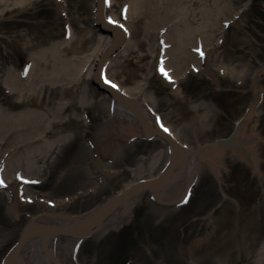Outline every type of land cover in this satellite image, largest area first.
Wrapping results in <instances>:
<instances>
[{
  "label": "rangeland",
  "instance_id": "374dc122",
  "mask_svg": "<svg viewBox=\"0 0 264 264\" xmlns=\"http://www.w3.org/2000/svg\"><path fill=\"white\" fill-rule=\"evenodd\" d=\"M224 1L229 4L228 11L220 19L212 20L214 32L208 38L209 41L204 43L205 40L202 39L201 34L196 36V41L201 40L200 42L204 44L202 46L207 48V58L201 62L197 59L195 50L191 51L194 58L192 61L185 60L183 67L180 66L179 79L173 82L174 85L166 82L165 78L156 71L155 66L158 62L155 55L158 52V57H161L162 54L155 48L160 45L162 49V45L164 46L167 41L160 39L159 43H156V37L145 36L139 26H135V24L133 31L131 28L130 40H127L129 43H133L129 47L130 50L122 51V54L115 55L108 62V70L124 82L127 91L152 105L164 120L173 126L174 134L189 146L199 147L218 135H226L234 123L242 119L245 120L242 136L245 141L249 142L243 148L245 153H238L239 149L230 146L218 149L208 161L211 163L200 166V174L204 180H200L201 183L194 187L191 202L187 204L188 206H183L178 214L184 213L183 210H186V207L190 210L189 207L195 203L200 205L201 209L204 207L207 209L213 202L217 208L207 211V214L202 217L197 216L199 218L192 222L195 223V231H192L191 235L178 237V234H175L170 228L175 224V214L168 215L162 220L163 224H157L160 218L156 210L153 209L155 204L151 201L148 193H140V198L138 196L137 201L128 207V215L122 220L126 221L124 229L121 228L117 232L115 228H111L109 231L103 230L82 243L75 255L72 254L73 239L63 236L57 238L54 243L55 251L64 263L66 261L68 264H107L109 263L107 261H113L118 264L120 259L129 258L134 251L131 264H264V153L260 149L262 141H264V133L258 129V121L264 110V8L260 4L258 6L256 0ZM92 2L93 0H66V2L24 0L21 4L18 0L20 3L18 8L22 5L23 16L15 15V12H9L5 14V17L3 14L1 19L8 20L1 21L0 28L3 31H5V27L15 30L14 26L16 25L13 19H17L16 17L22 19L25 26L16 31L21 35V37L18 36V42L23 48L22 60L34 58L32 52L36 54L37 49L43 46L41 42L45 43L46 39H49L50 42H47L50 43L49 46L55 48V51L51 52L45 62L35 66L37 70L52 65L53 58L55 62L69 60L75 55V51L82 47V54H78L79 58L73 65L78 68L79 62L86 59L85 55L96 54V51H99L96 45L100 34H97V30L93 29L94 33L89 32L90 36H88L84 30L85 27L90 30L92 26ZM126 2L127 0H115L110 13L119 14L121 5ZM219 2L223 4V0ZM26 8H30L29 12L25 10ZM66 12L68 17L66 15L65 19ZM256 16L260 17L261 21L256 19ZM33 17L43 19L42 21L46 24H44L45 27L41 26L39 33H37L35 25L31 26V22H29ZM67 22L73 28V37H76V41L61 43L63 27ZM6 24L9 25L6 26ZM32 30L35 35L40 37L36 42L31 40L29 35ZM25 31L27 38H30L31 41L25 40L26 37L23 36ZM45 33L48 35L46 38L42 36ZM57 34L59 36H56ZM189 35L188 31L187 36ZM13 39L17 40L16 37ZM187 39L186 37L188 42ZM186 41L184 46L187 49L190 44L187 47ZM191 42L194 46L199 45V42L195 43L192 40ZM49 46H44V48ZM19 48L17 47L16 51ZM188 50L190 51V49ZM3 53L0 49V56H3ZM172 60L171 57V65L175 66ZM1 62L0 60V68ZM20 63L17 64L18 67ZM85 64H88L89 68L91 67L90 61ZM192 68L200 70L197 73ZM36 69L35 72H37ZM5 70L4 67L0 69V116L5 114L4 112L11 113L4 109L11 106L12 103L4 87L1 86L2 80L5 79ZM123 75H126L125 78ZM32 77L35 75L33 74ZM87 77L85 81L92 86L94 89L92 93L98 97L100 103L83 109L79 107L78 118L83 113V116L86 114L87 117L83 120L67 118V115H72V111L70 112L68 108L61 114L55 113V116L48 110L52 106L49 103L38 106L30 101L21 107L24 111L33 109L38 114L44 112L54 115V119L57 118L59 121L51 125V133L60 139H66L49 151L51 153L46 160L42 159L37 163L39 172L32 170L36 168L34 164L28 165V168H31L33 172L25 173L28 176L40 178L41 182L37 184L24 187V184H21V179H14L15 168L6 165L8 181L14 191H19V198L14 201L11 189L0 188V238L3 240L0 242L1 249H5V244L8 245L13 240L12 238L19 234L30 215L51 211L48 203L58 202V199L69 200L70 196H76L66 206V211L60 206L52 210L56 213L73 212L75 214L82 208L93 207L105 200L118 188H124L140 178L155 175L166 164L168 155L163 140L156 137L150 142L144 143L137 136L135 130L120 131V126L127 127V120L123 117L117 118L118 123L113 129V135H103L100 143L102 146H98L95 150L96 138L98 139L103 132H106L107 128L109 130L112 109L107 96H103L100 91H97ZM214 88H225L232 92L228 99L231 100L232 114L228 115L225 121L223 118L221 119L223 117L221 116V105L223 106L224 102L209 97ZM58 95L59 93L55 90L49 94L53 98ZM242 95L244 106L238 105ZM69 98L72 99L70 95ZM85 119L86 122H84ZM201 123L203 125H200ZM49 137L47 135L43 138L48 139ZM110 141L113 142V147L109 151H113L115 155L106 154L107 151L103 150L106 147L109 149ZM0 149L2 150L0 157L5 158V162L15 159L17 152L16 150L12 151L10 142H5L4 145L0 144ZM5 150L6 152H4ZM7 152L11 154L6 155ZM91 154H94L96 158L99 155L98 158L102 159L99 161L101 160V163L106 166L110 165L109 170L113 172L107 174L99 167L100 171L94 174L97 182L101 183L96 194L90 192L91 188H89L84 189L83 193L77 196L83 179L79 180L81 175L78 170L75 175V170L71 169L78 168L81 161L85 163V166L89 165L88 163L92 161ZM151 160L153 161L152 166L150 165ZM234 161L239 162L240 167L244 166L249 169L250 175L245 172V168H241L244 171L242 175H247L248 181L254 180L257 185H261L258 186L254 195L246 191L242 193V196L238 195V197L232 198L225 192V189L228 193H232L233 190V187L226 186V179L229 181L230 176L238 174L231 169ZM139 164L145 166L141 171H138ZM65 169H69L71 172L66 174ZM228 173L229 175H227ZM84 178L86 181L83 188H86L88 180L87 177ZM74 179L76 181L73 183ZM184 179L187 180V177ZM209 179H215L221 188L222 196L219 192L218 199V190L211 189L212 186L209 194L203 192L207 190L204 183L206 181L208 185ZM18 183L21 184V188ZM9 198L13 201H10ZM12 202L16 206L15 211L10 209ZM241 232L243 233L240 234ZM115 233L119 237L113 236ZM4 236L6 237L4 238ZM202 239L205 240L204 244L200 242ZM235 240L238 241V244L235 243ZM128 250L130 252H127Z\"/></svg>",
  "mask_w": 264,
  "mask_h": 264
},
{
  "label": "bare ground",
  "instance_id": "6f19581e",
  "mask_svg": "<svg viewBox=\"0 0 264 264\" xmlns=\"http://www.w3.org/2000/svg\"><path fill=\"white\" fill-rule=\"evenodd\" d=\"M219 1H222V0H130L127 5L126 18L128 19V25H132L133 23H135V26H139V29L141 30V32L147 36L148 35L155 36L158 38L159 34L161 35L162 30L167 29L164 32V35L162 34V36L163 37L165 36V38H167L168 43H172V45H170L167 51H165V53H163L162 55L163 57H165V60L162 57V61L164 62L163 66L165 67L164 71L169 70V75H171V78L175 76L178 80L179 79L178 73L181 68L180 66L184 65L185 60L192 61L194 58L191 51L188 50L189 48L186 49V47L183 46V40H184L183 35H182L184 34L183 31L184 32L189 31L190 35L187 40H188V44H190L191 46H193L191 40L195 43L198 42L196 41L197 40L196 36L198 34H201L202 39L205 40L204 43H207L209 41L208 38H210L211 34H213L214 32L213 30L214 25L212 24L213 22L212 20L220 19V17L225 16V14L228 11L229 4H227L224 0L222 2L223 4H220L221 2ZM114 3H115V0H114ZM108 9L104 7L101 10L102 18H105V17H106L105 19L112 18V16L109 17L108 15L106 16L105 14L108 11ZM213 15H215V17H213ZM202 20H205V21H202ZM202 22L204 23L202 24ZM125 28H126L125 29L126 34L131 35L130 31L128 30V27L126 26ZM93 29H94V25L91 26L90 30L89 28L85 27L84 28L85 34L87 33L86 35L90 36L89 32L93 34L94 33ZM101 30L103 32V28ZM102 32L101 33L97 32V34H100V38L97 42V45L99 47L101 46L105 48L106 46L104 42L105 43L107 41L109 42L110 37L106 36ZM79 38L81 37L79 36ZM156 43H158V41ZM157 49H160V45L158 46V48H155V50ZM82 51L83 49L82 47H80L79 50L75 51V55H73V57H71L68 61H62L61 64L59 61L55 62V59H54V63L52 65L45 66L43 67V69L38 68L37 70L36 68H30L28 71L27 79L25 80L23 79L22 73L17 72L12 69H8L5 74V79L3 81L4 87L10 94L12 93L14 94V96H16V99H15L16 101L27 104V101H30L32 99V101H34V104L36 103L38 105H41L42 103H45L47 101L43 99L44 93L42 92L45 89L47 91V90H51V88H54L56 91H58V93H60L61 95L63 94V95L60 96V101L58 105L56 104L57 107L54 109L52 107V112L61 114L63 113V111H65L68 108L70 112L72 111V115H67V118L73 117L77 120H81L80 118H78V113L80 112L78 109L80 106L84 105L83 108L91 107L92 105H96L100 103L98 102L99 101L98 97L92 93L91 88L89 86H86V81L84 80L85 74H82L79 71L81 70L80 66L82 62L85 60V58L79 64L78 68L73 66L77 62L79 55L82 54ZM124 51H125V48H124ZM40 52H41V55H40L41 57L42 55L44 56L47 55V57L49 55V52H46L44 49L41 50ZM157 55H158V52L155 55V58H157ZM166 55L169 58L168 57L166 58ZM84 57H87V55H85ZM171 57L173 58L172 62L175 64V66L171 65ZM88 58H87V61L89 60ZM41 60L42 58L40 59V61ZM37 62H39V60H37ZM171 67H173V69L170 71ZM35 69L37 70V72H35ZM33 73L37 77L36 80H35V77H32ZM124 76L126 75H123V78H125ZM106 87H108V85H106ZM119 89L121 88L119 87ZM124 89L127 93L130 92V91H127V88H124ZM41 93L42 95H40ZM68 95H70L72 99H69ZM35 98H36V101H35ZM118 101L113 100V113H112L111 119L109 120V123H111L109 126V130L107 128V131L103 132V134L102 132H100L102 135L99 133V135L101 136H99L98 139L96 138L97 145L95 147L96 148L95 150H97L98 146L100 147L101 139H103L105 134H108L109 136L113 135L114 133L113 129L118 123L117 118L123 117V119L127 120L126 121L127 127L120 126L119 128L120 131L130 132L132 130H135L136 132H138L137 134L139 135H141L144 130L148 131L147 128H143V127L142 128L140 127V129L138 128L139 125L137 122L139 120L137 119L138 115H136L138 113L135 114L133 112H130L127 107L123 106ZM19 107H21V105ZM19 111L20 110L12 109L10 112H15V114L9 113L7 116L1 117L2 119L0 120V124L4 126L2 127L0 125V144L4 145L5 142H10L12 147L22 148L21 151L18 153L19 154L17 157L18 164L14 162L12 163L11 162L12 160H7V164L11 167H16V169H17V166L19 165L23 166L24 164V161H20L19 157H23L27 165L30 163V159L32 157L35 159V164H36V162L41 161L42 158L48 157L49 155L48 152L53 146L56 148V145L60 144L66 139L64 138V139H61L60 141L57 135H54L53 133L51 134V130H50L52 127L51 125L59 121L58 119H54L52 115H46L42 112H39V114H36L37 112L32 111L31 109H29L30 112L28 111L26 113L23 109L21 112ZM141 112H142L141 119H143V121L146 124L153 126L156 121V119H154L155 114L153 112H150L146 104H144L143 108H141ZM67 118H64V119L67 120ZM2 122L4 124H2ZM244 122L245 120L239 123L238 125L239 127L237 128L238 132L234 134L233 139L230 138L231 141H233V143L234 142L238 143L239 141L244 140L242 136V131H243L242 128L244 126ZM200 125H203V124L201 123ZM172 130L173 129L171 128V131ZM149 134L151 133L149 132ZM47 135L50 136L48 139L43 138L44 136H47ZM62 137L64 136L62 135ZM249 141H251V139ZM218 143L219 142H217L216 146L214 145V149H213L214 153L218 151V148H219ZM245 145H247V143L245 142L241 143L242 147H245ZM112 147H113V142L110 141L109 149H107L106 147L103 150L105 152L107 151L106 154L115 155L113 151H111L112 153L109 151V150H112L111 149ZM237 152L242 154L244 150H242L241 148L237 150ZM1 153H2V150L0 149V156H1ZM199 154H200L199 157L201 160L198 157L195 158L194 156L191 157L189 155L185 157V162L187 163V169H186L185 174L183 173L180 175L181 176V178H179L180 182L183 180L184 177L185 178L190 177L191 170H192L191 168H192V164L194 163V161H196L197 166H199L202 164L201 162H205V159H204L205 157H207L208 160H211L209 156L210 152H208L207 155L204 152H200ZM98 156L96 158L94 154L93 155L91 154L92 161L88 163L89 165L95 163L97 166L95 164H93V167H90L88 165L85 166L84 165L85 163H83V161H81L82 163L79 164L78 169H77L81 175L79 180L83 179V182H81L80 184L81 187L78 191V196L83 193L84 189H89V187L91 188L90 192L92 193L94 192L96 193L98 191V189L101 186V183L99 181L97 182V178H95L94 174L97 171H100L98 169L99 167L103 169V171L107 174H111L113 172L109 170L111 166L110 165L106 166L102 164L101 163L102 159L98 158ZM99 159L101 160L99 161ZM3 163L4 162L1 161V157H0V169H2L1 167H3ZM209 163L207 162V164ZM151 164L153 165L152 160L150 162V165ZM142 167L143 169L145 168V166H143L142 164L141 165L139 164L138 171H141ZM16 169H15V172H16ZM73 169H76V168H72L71 170ZM195 169L197 170L196 166H195ZM6 171H7V167H6V170L4 171V180H6L5 179L6 177H8ZM25 171L30 173L31 168H27L25 169ZM64 172L66 174H69V172L71 171H69V169L68 170L65 169ZM115 173L116 171L114 172V174ZM76 174H77V171L75 170V175ZM84 177H87V180H88L86 182V188H83L85 181H86L85 180L86 178ZM75 181L76 179H74L73 183ZM183 181L185 183L187 182V180L185 179ZM184 182L173 186V188H171L170 190H165L166 192L165 194L171 191L172 193L177 192L178 191L177 188H179L180 186H181V189H183L185 186ZM161 183L162 182H160V184ZM160 191H164V190L159 189V192ZM116 192L120 194L119 190ZM12 197L15 201L19 196L15 193V195L12 194ZM66 198L67 196L65 197V199ZM74 198H75L74 196H70L69 200L61 201L60 199L58 200V202H56L57 204H53L49 206L51 211H48V212L43 211V213H39L38 215L36 214L30 215L29 220L34 219V218L39 219L40 221L38 222L45 224V228L49 232V237L47 241H45L42 239L43 237L40 234L38 233L35 234L36 236L33 237V239L27 242L24 246H21L20 251L18 247H16L17 252L19 251L20 257H21V254H24V259L23 258L22 259L25 263H22L21 258L10 254V261H8V264H11V263L12 264L13 263L14 264H66L67 263L66 261L64 263V261H62L59 256L53 253V251L51 250L50 241L54 240L53 237L57 238V236L55 235L61 234L63 232L67 235L69 233L71 237L72 236L74 237L77 235L79 238L74 241L75 244L73 243L72 247L74 248V250H79L78 246L80 247V242L82 241L84 236L81 234V232L78 233V228L75 227L74 225H71V224L69 225V226H72V228L68 227V224H66L65 222H64V225L63 224L60 225L62 221L61 219L62 218L64 219L63 215L61 216L56 215V214L53 215L55 212L53 213L52 210H54V208L59 205L64 211H66L65 210L66 206H68V204H70V202L73 201ZM119 198L122 199L120 195L118 196V199L114 198L115 202H113L112 207L109 204L108 206L107 204H104V203H99L97 205L98 211L93 216V222H95L94 225L97 224V226L101 228V231H103L104 229H106V231H109L112 227H115L114 224H116L117 221L124 220V218L128 215L127 209L129 206H126V205L130 200L127 201V203L125 201V203L122 204L123 201L120 200ZM135 201H137V197H135L133 201L131 200L129 202L130 206ZM11 208L13 209V211H15L16 210L15 204L13 206L11 205L10 209ZM50 213H53V214H50ZM165 213H166V210H165ZM68 219L70 220V218ZM84 228H86V229H83L85 232L92 231V228H87V227H84ZM242 233L243 232H241L240 234ZM236 239L241 240V238H238V237H236ZM242 240H244V238H242ZM200 242L201 244H204L205 240L202 239ZM235 243L238 244V241L235 240ZM73 248H72V251H73Z\"/></svg>",
  "mask_w": 264,
  "mask_h": 264
},
{
  "label": "snow or ice",
  "instance_id": "6c2138e0",
  "mask_svg": "<svg viewBox=\"0 0 264 264\" xmlns=\"http://www.w3.org/2000/svg\"><path fill=\"white\" fill-rule=\"evenodd\" d=\"M165 75H167V73H165Z\"/></svg>",
  "mask_w": 264,
  "mask_h": 264
}]
</instances>
